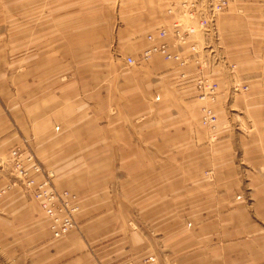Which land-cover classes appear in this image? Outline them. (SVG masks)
<instances>
[{
    "label": "crops",
    "instance_id": "0c3cea01",
    "mask_svg": "<svg viewBox=\"0 0 264 264\" xmlns=\"http://www.w3.org/2000/svg\"><path fill=\"white\" fill-rule=\"evenodd\" d=\"M167 1L128 0L114 34L100 23H80L66 27L60 39L57 28L49 27L51 45L41 52L45 60L25 52V66L62 64L57 40L65 42L69 57L82 48L75 57L80 60L72 57L63 65L113 63L105 48L109 37L119 55L138 56L149 43L146 35L173 21L166 13ZM253 8L257 6L243 8L241 29L231 32L234 37L264 36L263 14ZM90 40L103 42L98 43L103 47L91 52ZM30 42L24 44L26 50ZM207 70L211 73L204 71V76L214 79L215 69ZM145 71L140 77L116 68L112 76L117 89L108 90L101 82L97 92L79 93L88 110L82 121L75 110L78 92L36 90L0 97V155L27 139L42 164L53 170L56 187L72 189L81 208L77 229L53 239L38 203L19 200L16 190L0 196V244L7 247V232L26 228L38 247L36 253L15 251V263L264 264V221L251 218L230 190L238 181L237 170L227 155L217 156L227 147L213 143L211 133L193 121L195 70L183 78L180 68L156 58ZM99 72L101 78L112 74L107 67ZM13 99L21 108L15 115L5 104ZM193 159L199 168L195 171ZM104 207L110 210L104 212Z\"/></svg>",
    "mask_w": 264,
    "mask_h": 264
},
{
    "label": "rangeland",
    "instance_id": "374dc122",
    "mask_svg": "<svg viewBox=\"0 0 264 264\" xmlns=\"http://www.w3.org/2000/svg\"><path fill=\"white\" fill-rule=\"evenodd\" d=\"M168 1L167 8L174 0ZM178 1L180 0H175V2ZM127 2L128 0H0V97L18 96L23 93L27 95L28 93H34L36 90H56L61 93L78 92V94H81L82 91L88 89L97 92V90H100L101 82L104 88L113 90L117 89L115 87L117 78L112 76L115 75V72L112 71H115L116 68L117 70L135 71L136 75L142 77L149 63L156 58L163 60L168 67L180 68L185 77L192 70H195L193 75L195 76L198 71L194 57H191L187 66H181L176 61H168L160 54H153L143 64L129 65L126 63L129 56L119 55L110 37L109 41L105 39L108 42L105 43V48L106 53H109L111 59L114 60L113 63L76 62L63 65L67 60H72V57L82 55V48L73 50L72 57H69V54L68 56L66 54L67 50L64 49L65 42L61 43V40H57V58L58 62L60 61L62 64H56L57 62L49 64V61H47L46 64L49 65H44V62L40 66H25L28 63L23 59L25 52L28 53L27 56L33 53L40 54L42 61L45 60L41 52L49 49L51 45L49 42V27L57 28V37H62L60 39H63L65 35L63 32L66 27H76L80 23H88L89 25L95 24V22L100 23L107 26L112 34L116 33L117 30L115 29L120 23V10L126 7ZM243 2L232 0L230 9L218 16L216 29L219 38L206 41L203 49H201L202 41L199 42L198 69L202 70L203 75H206L204 71H208L207 69H215V78H211V81L216 83L194 84V81L192 82L196 93L194 95L192 93L190 98L196 99V105L192 106L191 114L193 121L196 122L195 126H200L199 128L202 127L201 129L205 132L211 133L210 138L213 143L221 141L224 147H227L228 151L217 154V156L227 155L229 163L237 170L238 181L230 190L236 194L237 202H243L249 209L251 218L258 222L264 221V36H261V38H243L241 36L234 37L232 33L241 29V16L246 5L251 8L257 6L256 10L255 8L252 9V12L254 10L255 12H261L264 17V0H244ZM226 30L229 36L224 37L223 32ZM137 31L138 33L142 32ZM28 40L31 41L32 46L26 50L24 44L28 46ZM98 43L103 42L90 40L88 50L94 52L98 50V47H103ZM149 46L148 43L145 48ZM188 46L184 45L183 49L180 50L183 55H189ZM74 47L79 46L74 44ZM143 50L139 53H142ZM131 57L138 58L136 55H131ZM74 60L80 59L75 58ZM104 67H107V71L112 72L107 78H101L100 76L99 71H104ZM208 78L210 79V77ZM208 84L215 85L214 93L204 89ZM80 94L75 110L76 114L81 115L79 120L82 121L87 116L88 110L86 111L84 104L86 98L84 95L80 97ZM5 104L12 115H15L21 109L19 101L16 102L14 99L10 101V104ZM204 110H210L216 116L215 123L206 126L203 124L202 115ZM70 122L71 120L66 121V125H69ZM56 126H59V124ZM22 142L37 158L49 184L60 193H66V196L69 193L71 194L69 196L72 198L67 201L70 208L66 210V214L68 217L70 215L74 222L69 233L75 231L77 229L76 217L81 215L79 214L81 208L78 206L79 198L77 194L69 187L57 188L53 182L55 174L51 167L46 163L42 164V157L30 146L27 139L22 138L18 146H22ZM193 164L195 165L194 171L198 170V163L194 159ZM210 170L212 177L215 173L214 170L213 172L212 169ZM194 175H197V173L195 172ZM225 188L226 186L221 189ZM115 192H120V190H115ZM115 192H112V197ZM17 196L19 200L30 201L22 193H17ZM111 200L114 202L113 198ZM110 207L113 208V205ZM107 209L110 210L109 207H104L103 211L105 212ZM115 210L117 212L124 211L123 206L121 210L117 207ZM97 214H100V212ZM44 216L48 219L45 218V221H49L50 224V218ZM19 230L21 232L16 230L15 233H6L7 247L0 244V264H31L29 260L15 263L13 260L14 252L22 251L21 254L30 251L38 252V247L32 242V239L28 238L26 228H20ZM69 233L56 238L53 237L51 232L53 239H63ZM15 240L19 243L18 245L15 244Z\"/></svg>",
    "mask_w": 264,
    "mask_h": 264
},
{
    "label": "built area",
    "instance_id": "2783aa9c",
    "mask_svg": "<svg viewBox=\"0 0 264 264\" xmlns=\"http://www.w3.org/2000/svg\"><path fill=\"white\" fill-rule=\"evenodd\" d=\"M174 2L170 3L166 10V13L173 18L171 24L159 27L154 33L147 34L145 38L150 46L139 53L138 58L127 57L126 63L134 66L143 64L153 54H160L168 61H176L181 66H187L191 57H194L198 71L194 84L216 83L206 78L202 70L198 69L200 53L198 47L200 40L203 43L201 48L203 49L206 41L219 38L216 20L220 14L230 9L232 0ZM184 45H189V55H183L180 51ZM181 76L185 78L184 74ZM204 89L214 93L216 88L214 84H208ZM202 116L205 126L215 123L216 116L210 110H204ZM19 146L16 145L0 155V182H2L0 196L12 190L24 194L28 200L38 203L43 214L50 218L49 231L52 232L53 237L58 238L68 234L74 225L70 215L68 217L66 214V210L70 208L67 201L72 198L69 196L70 193L66 196V193H60L51 186L34 154L24 142L22 146Z\"/></svg>",
    "mask_w": 264,
    "mask_h": 264
}]
</instances>
